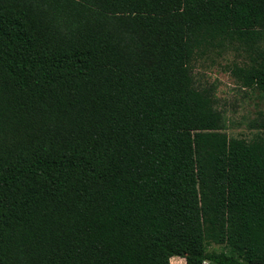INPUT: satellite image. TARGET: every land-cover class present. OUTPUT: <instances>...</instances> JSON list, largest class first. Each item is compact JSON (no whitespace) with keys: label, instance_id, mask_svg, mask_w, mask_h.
<instances>
[{"label":"trees","instance_id":"obj_1","mask_svg":"<svg viewBox=\"0 0 264 264\" xmlns=\"http://www.w3.org/2000/svg\"><path fill=\"white\" fill-rule=\"evenodd\" d=\"M230 48L264 96V0H0V264H264V136L194 76Z\"/></svg>","mask_w":264,"mask_h":264},{"label":"rangeland","instance_id":"obj_2","mask_svg":"<svg viewBox=\"0 0 264 264\" xmlns=\"http://www.w3.org/2000/svg\"><path fill=\"white\" fill-rule=\"evenodd\" d=\"M246 53L239 48L226 52L213 51L198 57L194 64V76L199 87H214L217 108L223 113L226 133L232 138L252 141L264 136V131L252 128L251 124L264 113V96L258 90L243 88L232 76L234 63L242 64ZM219 245H210V251H220ZM172 264H185L182 258L172 259Z\"/></svg>","mask_w":264,"mask_h":264},{"label":"crops","instance_id":"obj_3","mask_svg":"<svg viewBox=\"0 0 264 264\" xmlns=\"http://www.w3.org/2000/svg\"><path fill=\"white\" fill-rule=\"evenodd\" d=\"M174 258H176V257H174ZM173 259V258H172Z\"/></svg>","mask_w":264,"mask_h":264}]
</instances>
